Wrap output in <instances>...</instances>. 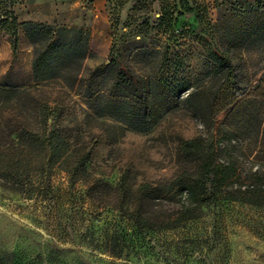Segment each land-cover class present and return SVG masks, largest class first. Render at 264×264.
<instances>
[{
    "label": "trees",
    "instance_id": "trees-1",
    "mask_svg": "<svg viewBox=\"0 0 264 264\" xmlns=\"http://www.w3.org/2000/svg\"><path fill=\"white\" fill-rule=\"evenodd\" d=\"M220 22L217 29L236 35L229 46L249 39L264 43V0ZM0 24L15 55L20 24L11 10L1 14ZM21 26L32 47V82L0 85L1 182L51 190L50 177L60 170L70 185L84 186L98 213L116 210L141 230L183 226L198 208L223 198L264 205V170L242 174L239 165V155L264 162V74L243 92L233 56L213 47L211 68L180 89L164 78L134 74L118 58L105 103L89 113L71 95L87 53V32L31 20ZM168 119L175 124L165 133L161 126ZM189 124L196 129L186 134ZM128 129L154 130L149 139L168 154L162 182L139 179L141 153L111 158ZM213 130L210 139L203 134ZM222 147L231 150L226 157ZM114 171L115 186L107 179Z\"/></svg>",
    "mask_w": 264,
    "mask_h": 264
},
{
    "label": "rangeland",
    "instance_id": "rangeland-1",
    "mask_svg": "<svg viewBox=\"0 0 264 264\" xmlns=\"http://www.w3.org/2000/svg\"><path fill=\"white\" fill-rule=\"evenodd\" d=\"M253 3L0 0V16L11 10L20 24L15 55L9 33L0 24V85L32 82V47L21 26L31 20L87 32V53L71 95L89 113L105 103L118 58L134 74L164 78L182 89L211 68L209 53L217 47L233 56L238 85L247 92L264 74V43L249 39L229 46L236 35L217 28H223L222 16L247 10ZM221 119L219 114L215 126ZM173 124L175 120L168 119L161 129L168 133ZM195 129L189 124L184 132ZM153 133L128 129L111 158L141 153L139 179L156 183L167 177L169 171L161 166L168 154L158 140L149 139ZM203 134L210 139L215 132ZM221 149L225 157L231 151ZM239 165L242 174L264 170V162L240 155ZM118 175L114 171L107 179L115 186ZM50 183L51 190L43 191L37 183L15 189L0 181V264H264V205L223 198L198 208L197 217L183 226L141 230L116 210L98 213L84 186L70 185L64 172L55 170Z\"/></svg>",
    "mask_w": 264,
    "mask_h": 264
}]
</instances>
